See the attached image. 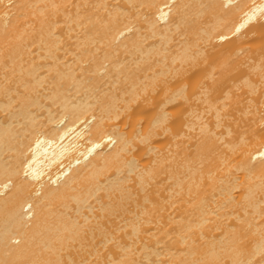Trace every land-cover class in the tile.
I'll use <instances>...</instances> for the list:
<instances>
[{
  "label": "bare ground",
  "instance_id": "bare-ground-1",
  "mask_svg": "<svg viewBox=\"0 0 264 264\" xmlns=\"http://www.w3.org/2000/svg\"><path fill=\"white\" fill-rule=\"evenodd\" d=\"M0 264H264V0H0Z\"/></svg>",
  "mask_w": 264,
  "mask_h": 264
}]
</instances>
